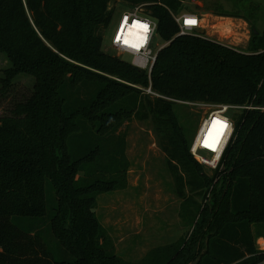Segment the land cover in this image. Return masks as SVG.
<instances>
[{
  "label": "trees",
  "instance_id": "1",
  "mask_svg": "<svg viewBox=\"0 0 264 264\" xmlns=\"http://www.w3.org/2000/svg\"><path fill=\"white\" fill-rule=\"evenodd\" d=\"M184 1L0 0V54L10 63L1 91L21 74L36 79L32 95L0 118V264H135L114 253L96 215L98 194L126 182L125 140L114 134L129 114L166 136L183 188L203 197L215 189L212 204L195 209L188 240L136 264H264L253 229L264 224V110L237 113L211 175L191 154L174 102L264 108V31L253 33L247 52L180 35L171 13L187 10ZM119 2L155 19L167 44L151 80L103 51ZM119 87L131 103L112 98Z\"/></svg>",
  "mask_w": 264,
  "mask_h": 264
},
{
  "label": "rangeland",
  "instance_id": "2",
  "mask_svg": "<svg viewBox=\"0 0 264 264\" xmlns=\"http://www.w3.org/2000/svg\"><path fill=\"white\" fill-rule=\"evenodd\" d=\"M183 5L187 11L197 13L202 18V36L242 52L249 51L253 33L264 31V0H186ZM127 11H131V8L123 3L116 5L117 16ZM236 13L240 14V18L225 16ZM112 30L113 27H110L105 32L103 51L129 64V56L112 49L109 39ZM156 43L159 46L166 44L159 39ZM9 67L6 56L0 54V78ZM111 78L146 91L150 97H159L149 94V88L140 84ZM35 82L33 76L21 74L14 79L5 94L1 91L0 83V118L9 116L15 104L32 95ZM132 97L124 87L117 88L112 94L116 102L131 103ZM174 102L177 103L180 122L193 141L203 117L215 104ZM115 129V140H125L128 173L125 184L120 181L121 184L110 192L98 194L96 215L111 239L114 253L124 261L136 264L157 248L171 246L175 249L183 240H188L189 233L193 231L190 229V220L194 218L195 209L211 205L212 191L215 189L212 187L203 197L180 185L177 175L181 174V169L176 170L171 164L165 150L167 138L158 133L151 119L144 120L129 114ZM203 167L211 175L215 171L206 165ZM198 219L196 217L194 225ZM253 229L256 246L264 251V224L254 225Z\"/></svg>",
  "mask_w": 264,
  "mask_h": 264
},
{
  "label": "built area",
  "instance_id": "3",
  "mask_svg": "<svg viewBox=\"0 0 264 264\" xmlns=\"http://www.w3.org/2000/svg\"><path fill=\"white\" fill-rule=\"evenodd\" d=\"M180 35L198 36L202 18L194 12L171 13ZM110 43L114 51L129 56L133 67L145 71L151 80L159 53L167 44L159 46L157 21L144 16L140 7L123 12L111 26ZM149 94H154L149 88ZM244 110H264L253 105L215 104L203 117L192 144L191 154L202 165L217 169L235 136V116Z\"/></svg>",
  "mask_w": 264,
  "mask_h": 264
},
{
  "label": "water",
  "instance_id": "4",
  "mask_svg": "<svg viewBox=\"0 0 264 264\" xmlns=\"http://www.w3.org/2000/svg\"><path fill=\"white\" fill-rule=\"evenodd\" d=\"M200 260H201V257L196 261L195 264H198L200 262Z\"/></svg>",
  "mask_w": 264,
  "mask_h": 264
}]
</instances>
